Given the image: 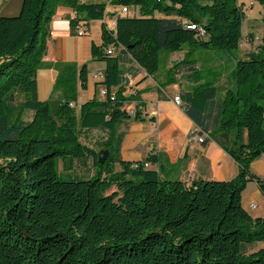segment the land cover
Returning a JSON list of instances; mask_svg holds the SVG:
<instances>
[{"label":"trees","instance_id":"obj_1","mask_svg":"<svg viewBox=\"0 0 264 264\" xmlns=\"http://www.w3.org/2000/svg\"><path fill=\"white\" fill-rule=\"evenodd\" d=\"M257 1L264 8V0ZM109 2L116 7L115 25L102 21L101 42L90 44L92 59L104 61L105 93L80 104L86 62L57 64L58 99H38L36 71L59 3L75 9V33L79 20L102 19L107 2L22 0L16 14H0V264H264V247L256 248L264 241V216L253 217L243 205L250 181L264 194V179L251 169L264 154V43L236 57L224 88V67L203 69L194 56L199 47L235 53L247 18L244 2ZM121 6L130 12L120 14ZM163 50H184L163 85L176 83L182 68L196 75L193 87L179 94L182 108L235 160L234 178L188 184L153 168L157 153L119 159L124 131L118 126L132 116L125 104L137 101L132 117L144 120L139 93L124 94L125 70L136 63L155 74ZM92 131L103 135L89 146L81 133ZM100 150L108 151L102 163ZM58 159L66 172L76 161L90 162L92 174L59 175Z\"/></svg>","mask_w":264,"mask_h":264},{"label":"crops","instance_id":"obj_2","mask_svg":"<svg viewBox=\"0 0 264 264\" xmlns=\"http://www.w3.org/2000/svg\"><path fill=\"white\" fill-rule=\"evenodd\" d=\"M95 1L107 2L104 17L115 22V15L111 12L115 11L116 7L109 0ZM21 2L22 0H0V14H16L20 9ZM258 5V11L264 12L262 4ZM75 15V9L67 3H59L52 15L46 38V50L36 71L39 100L59 98V91L53 90V84L57 73V64L64 61H71L77 65L86 62L88 66L86 88L82 89L78 84L76 100L78 104L93 97L103 98L101 91L104 90V86L100 84L102 76L94 77L93 72L102 70L104 61L92 59L90 44L92 41L97 44L101 42V25L104 20L101 18L92 19L89 32L77 35L72 32L70 26V18ZM158 15L162 14L158 13ZM197 49H194V56L198 59L197 66L202 67L199 57L195 55ZM170 53L165 55L167 59L165 67L160 68L155 74H148L136 63H132L134 68L129 71L126 68L130 64L123 63L127 77L124 94L139 93L144 102V106L141 107V116L144 120H135L132 117L137 101L131 100L125 104L129 106L127 109L124 106L125 110L132 116L118 126V131H124L119 149V159L139 161L149 153H157L160 155V162L154 164L153 168L157 170L162 168V175L183 180L188 184L194 179L200 178L208 180L234 178L238 173V165L235 160L213 141L208 133L198 127L181 106L176 105L173 101L174 95L181 94L182 91L193 87L196 75L190 76L182 68L176 74V83L163 85L166 70L184 57V50ZM229 83L230 77L226 81L224 73L221 82L222 88L228 86ZM223 94L221 93L219 96L222 97ZM150 117H155V119L151 120ZM200 137L203 138V141L200 140ZM116 164L115 169L119 170L120 166L118 163ZM251 169L264 179V154L252 163ZM252 203L257 204L256 208H251ZM243 205L253 217L264 216V194L257 182L250 181L248 183L243 192Z\"/></svg>","mask_w":264,"mask_h":264},{"label":"rangeland","instance_id":"obj_3","mask_svg":"<svg viewBox=\"0 0 264 264\" xmlns=\"http://www.w3.org/2000/svg\"><path fill=\"white\" fill-rule=\"evenodd\" d=\"M87 1H95V0H87ZM244 2V6L247 10V18L243 24V36L241 39L240 47L234 50V54L226 53L224 50H212L205 48H198L195 52V55L199 57L201 61L202 68H206L209 66L215 67H223L225 72V80L229 79L232 75V70L235 66L236 57H245L248 52L251 50H255L258 48L259 44L264 43V12L258 11V1L257 0H240ZM255 9V10H254ZM255 11V12H254ZM166 54L168 53L166 50L161 52V68L163 69L166 65ZM126 109L129 107L125 105ZM103 135L102 131H92L86 135L85 133H81V141L88 144H93V141L98 139ZM117 165V164H116ZM91 163L89 162L82 164L81 162H74L72 169L69 172H66L62 167V162L58 159V172L61 173H69L72 176L85 177L90 176L92 174V170L90 168ZM63 178H66L67 175H61ZM264 247V241H260L256 243V248Z\"/></svg>","mask_w":264,"mask_h":264},{"label":"built area","instance_id":"obj_4","mask_svg":"<svg viewBox=\"0 0 264 264\" xmlns=\"http://www.w3.org/2000/svg\"><path fill=\"white\" fill-rule=\"evenodd\" d=\"M118 12H119L120 14H126V13L130 12V10H128V8H127L126 6H121V7L118 9ZM102 19L107 23V26H108V27H110V28H113V27H114V25H115V22H114V21L109 20V18L105 19V17H103ZM189 26H190V27H193V28H196V27H197L196 24H193V23H192V24H189ZM89 30H90V22L87 21V20H85V19H81V20H79V22L77 23V25H76V27H75V33H76L77 35H83V34H86V33L89 32ZM199 30H200V33H201V34H204V33H205V28H204V27L200 26V27H199ZM107 51L110 52V53L113 52V47H112L111 45L108 46ZM93 76H94V77L102 76V71H101V70H96V71H94V72H93ZM101 93H102V95H104L105 90L101 91ZM173 101H174V103H175L176 105L182 107V99H181V97H180L179 94L174 95V97H173ZM70 104H72V103H70ZM200 140L203 141V138L200 137ZM144 166H145V167H150V164L147 163V162H145V163H144ZM250 206H251V208H256L257 204H256V203H252Z\"/></svg>","mask_w":264,"mask_h":264},{"label":"water","instance_id":"obj_5","mask_svg":"<svg viewBox=\"0 0 264 264\" xmlns=\"http://www.w3.org/2000/svg\"><path fill=\"white\" fill-rule=\"evenodd\" d=\"M108 151L107 150H100L98 153V162L102 163L104 161V159L107 156Z\"/></svg>","mask_w":264,"mask_h":264}]
</instances>
